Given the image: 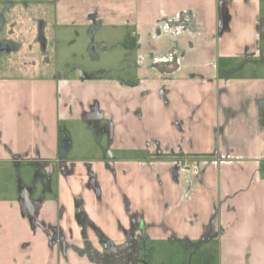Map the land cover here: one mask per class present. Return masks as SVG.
I'll return each mask as SVG.
<instances>
[{"label":"crops","instance_id":"0c3cea01","mask_svg":"<svg viewBox=\"0 0 264 264\" xmlns=\"http://www.w3.org/2000/svg\"><path fill=\"white\" fill-rule=\"evenodd\" d=\"M58 2L65 11L58 15L73 23L84 17L89 26L96 19L135 27L136 78L105 81L114 87L103 83L114 100L107 113L113 121L109 151L135 157L105 153L61 162L59 122L69 104L60 87L77 86L79 78L59 84L0 77V264H90L72 251L65 257L22 211L15 169L26 165L33 176L36 163L58 167L59 161L73 166L53 190L66 208L59 221L65 232L72 227L77 236L70 218L73 199L82 194L90 217L120 239L117 222L127 225V196L131 210L151 224V242L174 240V233L183 243L204 239L208 247L215 241L217 264H264V0ZM181 160L201 171L175 167ZM89 162L100 200L83 186ZM49 197L41 217L56 224L59 204ZM213 225L214 233L203 236Z\"/></svg>","mask_w":264,"mask_h":264},{"label":"rangeland","instance_id":"374dc122","mask_svg":"<svg viewBox=\"0 0 264 264\" xmlns=\"http://www.w3.org/2000/svg\"><path fill=\"white\" fill-rule=\"evenodd\" d=\"M59 4L58 0H0V8L25 11L0 12L4 15L0 25V77L54 79L61 84L64 80L79 78L83 73L91 74V79L99 83L91 79H79L81 83L73 87L64 83L60 87L63 89L62 96L66 97L65 100L69 96L66 102L70 105L73 103L75 115L97 104L105 115L103 122L107 121L113 126L112 119L107 116L110 111L108 105L111 109L114 105L113 94L103 93V83L113 86L114 83L105 81L129 83L136 78L137 58L130 44V33L135 27L99 24L96 19V24L89 26L84 22V17L79 18L80 12H76L75 16L79 21L73 23L58 15L57 12H65ZM10 40L18 47L7 49L11 45ZM102 98H106L107 106ZM59 126L62 133L68 136L66 158L94 159L105 153L110 158L118 155L135 157L134 153L128 151H109L108 138L102 135L97 137L93 129L80 119L64 118ZM179 163L180 168L185 161ZM191 163L192 160H189L187 165ZM200 171L199 166L198 173ZM15 176L17 181L21 179L32 183L33 176L26 165L22 169H15ZM207 229L203 236L215 231L214 225ZM181 241L157 238L151 242V251L143 252L142 256L151 264H217L215 241L208 245L213 252L206 247L207 244L203 246L204 239Z\"/></svg>","mask_w":264,"mask_h":264},{"label":"flooded vegetation","instance_id":"af4514ba","mask_svg":"<svg viewBox=\"0 0 264 264\" xmlns=\"http://www.w3.org/2000/svg\"><path fill=\"white\" fill-rule=\"evenodd\" d=\"M0 12L25 11L0 8ZM2 19H4V15L0 13V25L2 24ZM159 64L163 66L161 61ZM162 69H164V67ZM90 75L91 74L83 73L79 79L88 81L91 79ZM66 111L64 115L65 118L80 119L86 126L93 129L97 137L102 135L103 137L106 136L107 138L109 137V139L111 138L112 126L106 123L107 121L103 122L105 115L97 104L89 107L87 110H80L78 114L79 117H75L73 103L68 105ZM61 142L62 147L59 157L61 158L60 161L63 162L66 159L69 148L67 134H61ZM159 145L160 144L157 143V148L161 152V147ZM60 161L59 163H61ZM59 163L57 167V165L53 163L47 164L45 162H38L36 163L37 169L32 177V183L25 184L19 179V191L23 188H27L28 191V196L19 197L22 211L28 216L33 225L40 226L50 237L51 244L57 246L65 257H67L69 251H72L77 256L84 257L90 264H151L149 260L142 256L143 252H150L152 249L149 235L151 224L146 222L142 213L131 210L127 196H123L127 215V225L119 220L117 222V231L120 233V239L111 238L90 217L86 207V200L82 194H78L74 197L73 216L70 218L78 227L77 236L72 227H69L66 232L63 230L59 225V221L65 217L66 208L59 202V197L57 194L53 193V190L55 185L57 186L59 182V177L71 173L73 171V166L68 168L65 167L64 164ZM105 166L115 174V169L109 160L105 161ZM175 167L178 168L179 164L175 165ZM57 169L59 170L57 171ZM60 172L63 174H60ZM85 173L86 180L83 182V186L93 191L96 199L100 200L101 192L97 181V175L93 172L90 162L86 163ZM49 195L52 201L58 202L59 204L55 219L57 221L56 224L47 222L41 217V211ZM26 197H28V199H26ZM171 238L176 240L178 236L173 233ZM78 242H80V244Z\"/></svg>","mask_w":264,"mask_h":264},{"label":"built area","instance_id":"2783aa9c","mask_svg":"<svg viewBox=\"0 0 264 264\" xmlns=\"http://www.w3.org/2000/svg\"><path fill=\"white\" fill-rule=\"evenodd\" d=\"M183 167H186L187 169H189L190 171L196 173L199 171V165L198 164H191V165H187L186 163L184 164Z\"/></svg>","mask_w":264,"mask_h":264},{"label":"water","instance_id":"95a60500","mask_svg":"<svg viewBox=\"0 0 264 264\" xmlns=\"http://www.w3.org/2000/svg\"><path fill=\"white\" fill-rule=\"evenodd\" d=\"M47 164H49V163H47ZM27 187V186H26ZM24 197V196H28V191H27V188H23V189H21L20 191H19V197ZM29 198H30V196H29ZM26 199H28V197H26Z\"/></svg>","mask_w":264,"mask_h":264},{"label":"trees","instance_id":"16d2710c","mask_svg":"<svg viewBox=\"0 0 264 264\" xmlns=\"http://www.w3.org/2000/svg\"><path fill=\"white\" fill-rule=\"evenodd\" d=\"M262 37H263V39H264V34H262ZM205 155L210 156L211 154H205Z\"/></svg>","mask_w":264,"mask_h":264}]
</instances>
